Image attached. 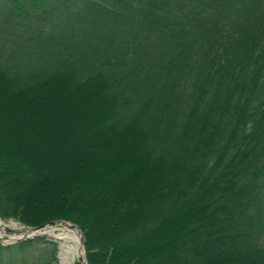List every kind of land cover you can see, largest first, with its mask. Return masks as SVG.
<instances>
[{
    "label": "trees",
    "instance_id": "16d2710c",
    "mask_svg": "<svg viewBox=\"0 0 264 264\" xmlns=\"http://www.w3.org/2000/svg\"><path fill=\"white\" fill-rule=\"evenodd\" d=\"M0 218L88 264H264V0H0Z\"/></svg>",
    "mask_w": 264,
    "mask_h": 264
},
{
    "label": "bare ground",
    "instance_id": "6f19581e",
    "mask_svg": "<svg viewBox=\"0 0 264 264\" xmlns=\"http://www.w3.org/2000/svg\"><path fill=\"white\" fill-rule=\"evenodd\" d=\"M6 229H12L22 234L25 232L16 223L11 222L10 224H6L0 220V237H3ZM37 233H42L49 238H53L59 243V264H74L77 259L83 257V248L80 244L79 234L69 225L60 223L54 226H47Z\"/></svg>",
    "mask_w": 264,
    "mask_h": 264
},
{
    "label": "water",
    "instance_id": "95a60500",
    "mask_svg": "<svg viewBox=\"0 0 264 264\" xmlns=\"http://www.w3.org/2000/svg\"><path fill=\"white\" fill-rule=\"evenodd\" d=\"M0 220H2V219L0 218ZM8 221H9V224L11 222L17 224V222L12 220V219H9ZM60 223L67 224L72 229H75L77 231V233L79 234L81 247L83 248V257L78 262H79V264H88L87 258H86V250H85V246H84L85 239H84V235L81 232V230L75 224H73L71 222L60 221L58 224H60ZM20 226L25 231L23 234H21L20 236H13V237L6 236V238L0 237V241H6L8 243V245H11V244L20 243L22 241L38 237V238H42V239H45V240H50V241L57 242L55 239L49 238V237H47L46 235H44L42 233H37L39 230H41L43 228H32V227L24 226V225H20ZM6 232L12 233V232H15V231L12 230V229H6ZM59 249H60V246H59V243H58V255H57L58 258H59Z\"/></svg>",
    "mask_w": 264,
    "mask_h": 264
},
{
    "label": "rangeland",
    "instance_id": "374dc122",
    "mask_svg": "<svg viewBox=\"0 0 264 264\" xmlns=\"http://www.w3.org/2000/svg\"><path fill=\"white\" fill-rule=\"evenodd\" d=\"M5 30H9V28H6ZM4 223H6V224H9V221L7 220H2ZM17 225L19 226L20 224H18L17 223ZM22 233H20V232H12V233H9V232H5L4 234H3V238H6V236H8V237H12V236H20ZM1 243L3 244V245H8V243L6 242V241H1ZM80 259H77L75 262H74V264L75 263H77L78 261H79ZM54 264H59V258L57 257V262L56 263H54Z\"/></svg>",
    "mask_w": 264,
    "mask_h": 264
}]
</instances>
